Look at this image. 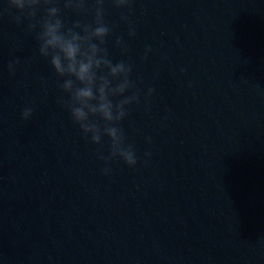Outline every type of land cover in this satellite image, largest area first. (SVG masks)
<instances>
[{
	"label": "water",
	"instance_id": "water-1",
	"mask_svg": "<svg viewBox=\"0 0 264 264\" xmlns=\"http://www.w3.org/2000/svg\"><path fill=\"white\" fill-rule=\"evenodd\" d=\"M63 2L66 24L91 22ZM104 7L109 57L140 78L135 168L98 159L108 138H84L27 21L0 16V264H264V0Z\"/></svg>",
	"mask_w": 264,
	"mask_h": 264
},
{
	"label": "clouds",
	"instance_id": "clouds-1",
	"mask_svg": "<svg viewBox=\"0 0 264 264\" xmlns=\"http://www.w3.org/2000/svg\"><path fill=\"white\" fill-rule=\"evenodd\" d=\"M4 2L6 7L0 8V16L7 13L17 25L26 20V31L34 34L39 55L49 59L61 93L57 102L67 110L73 124L92 144L103 147L102 138H108V155L105 156L98 148L95 150L98 159L105 161L106 165L113 159H119L135 168L138 157L134 145L128 142L122 122L130 114L128 106L141 102L137 86L140 78L132 79V63L123 59L114 63L109 57L105 45L113 28L105 21V0H92L91 4L89 0H64L65 9L84 15L94 13L91 22L76 20L71 26L61 17L59 0ZM133 2L111 0L117 9H130ZM121 19L127 21L123 14ZM135 34V28L130 26L128 35L133 37ZM115 44L122 54L129 51L122 36L116 37ZM151 51V46H146L142 59L146 60ZM19 64V58L9 61V72L14 74ZM154 92V88L148 87L146 97H151ZM33 110L25 107L21 112L22 119L27 121ZM146 139L151 142V137ZM145 156L150 157L151 152L146 151ZM111 171L110 166L102 169L105 175Z\"/></svg>",
	"mask_w": 264,
	"mask_h": 264
}]
</instances>
